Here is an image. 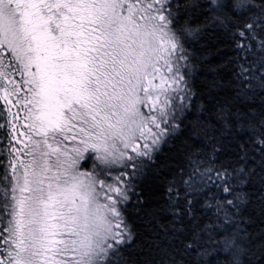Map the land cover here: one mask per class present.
Returning <instances> with one entry per match:
<instances>
[{
	"label": "snow or ice",
	"instance_id": "snow-or-ice-1",
	"mask_svg": "<svg viewBox=\"0 0 264 264\" xmlns=\"http://www.w3.org/2000/svg\"><path fill=\"white\" fill-rule=\"evenodd\" d=\"M0 264H264V0H0Z\"/></svg>",
	"mask_w": 264,
	"mask_h": 264
}]
</instances>
